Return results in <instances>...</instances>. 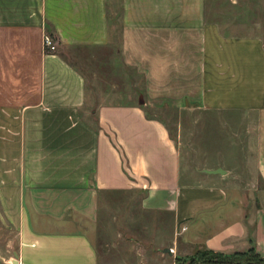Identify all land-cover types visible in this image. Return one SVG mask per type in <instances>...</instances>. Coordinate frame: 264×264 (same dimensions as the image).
Here are the masks:
<instances>
[{"label":"crops","instance_id":"1","mask_svg":"<svg viewBox=\"0 0 264 264\" xmlns=\"http://www.w3.org/2000/svg\"><path fill=\"white\" fill-rule=\"evenodd\" d=\"M230 1L0 0V214L18 242L9 262L102 264L92 233L103 194L131 192L124 202L142 213L171 216V243L162 236L153 262L125 264H176L196 245L264 257V23ZM115 27L143 103L121 102L102 77L90 87L67 54L111 48ZM48 28L56 50L44 46ZM145 105L225 113L216 123L243 138L225 151L237 159L186 181L180 145Z\"/></svg>","mask_w":264,"mask_h":264},{"label":"rangeland","instance_id":"2","mask_svg":"<svg viewBox=\"0 0 264 264\" xmlns=\"http://www.w3.org/2000/svg\"><path fill=\"white\" fill-rule=\"evenodd\" d=\"M236 1V0H235ZM240 5L232 8L242 10L243 17L253 24L254 21H262L264 23V0H239ZM218 3H226L231 6L230 0H208L209 6H215ZM53 29L48 28L46 34L51 36ZM115 42L109 49L98 48H73L68 49L67 54L77 63L86 73L89 79L90 87L94 88L93 83L99 82L100 77L108 81L109 86L114 87L115 91L120 93L115 98H120L121 102L135 101L137 103L145 101V95L142 86L141 76L132 68L127 67L121 59L120 53V35L119 28H114ZM56 42V47L59 44ZM103 72V73H102ZM111 84V85H110ZM91 94V92H90ZM149 116L157 117L164 121L167 125L172 138H174L181 147L182 161L184 167V177L186 181H193V177L198 171L202 170L205 165L211 164L220 159L221 161H235L237 155L225 153L226 150L232 148L234 151L242 145L243 138L236 137L235 134L229 135L223 122L216 123L218 117L224 118L225 113L209 112L203 109H178L176 107L151 108L144 106ZM213 118V123L210 119ZM223 120V119H222ZM212 145V146H211ZM244 145V144H243ZM200 147H203L200 154ZM220 149V154L211 152V155L205 154L209 148ZM196 152V153H195ZM212 161V162H211ZM106 201L101 203L103 210L101 218L103 221L93 231L92 237L99 247L102 264L113 263H129L135 257L145 259V261L153 262L156 251H160L162 236L167 241L171 216L167 215L163 220L156 212L142 213L141 204L139 202H124L128 193L121 195L116 200H109V195L103 194ZM161 231L157 239L156 233ZM17 235L14 228L7 224L0 214V264H13L9 259L13 256L17 247ZM182 243V242H181ZM181 243L180 246H181ZM184 246V245H182ZM252 246L244 251L250 252ZM175 249L174 247H170ZM204 246L196 245L186 256H180L183 260L191 261L193 256H198ZM257 250V249H256ZM235 253V252H233ZM186 263V264H187ZM176 264H180L176 260Z\"/></svg>","mask_w":264,"mask_h":264},{"label":"trees","instance_id":"3","mask_svg":"<svg viewBox=\"0 0 264 264\" xmlns=\"http://www.w3.org/2000/svg\"><path fill=\"white\" fill-rule=\"evenodd\" d=\"M54 37V33L51 32ZM55 38V37H54ZM205 247V246H204ZM184 258H177L180 264H186ZM264 264V257L252 246L250 252L225 253L209 248H204L198 254L193 256L187 264Z\"/></svg>","mask_w":264,"mask_h":264},{"label":"built area","instance_id":"4","mask_svg":"<svg viewBox=\"0 0 264 264\" xmlns=\"http://www.w3.org/2000/svg\"><path fill=\"white\" fill-rule=\"evenodd\" d=\"M44 46L46 47V49L49 50H56V42L54 41V39L52 38V36L46 34L44 37ZM172 253H175V249L170 248Z\"/></svg>","mask_w":264,"mask_h":264},{"label":"water","instance_id":"5","mask_svg":"<svg viewBox=\"0 0 264 264\" xmlns=\"http://www.w3.org/2000/svg\"><path fill=\"white\" fill-rule=\"evenodd\" d=\"M209 172H224V170L223 169H215V170H208ZM169 251H171L170 249H169ZM2 260L0 259V262H1ZM14 262L15 263H18V253L16 252L15 253V260H14Z\"/></svg>","mask_w":264,"mask_h":264}]
</instances>
